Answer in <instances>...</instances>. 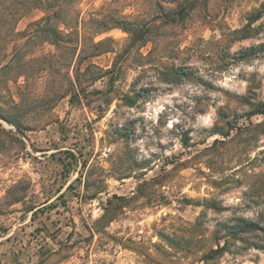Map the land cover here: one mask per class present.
Returning <instances> with one entry per match:
<instances>
[{
  "label": "rangeland",
  "instance_id": "obj_1",
  "mask_svg": "<svg viewBox=\"0 0 264 264\" xmlns=\"http://www.w3.org/2000/svg\"><path fill=\"white\" fill-rule=\"evenodd\" d=\"M67 7L0 22V264H264V0Z\"/></svg>",
  "mask_w": 264,
  "mask_h": 264
},
{
  "label": "trees",
  "instance_id": "obj_2",
  "mask_svg": "<svg viewBox=\"0 0 264 264\" xmlns=\"http://www.w3.org/2000/svg\"><path fill=\"white\" fill-rule=\"evenodd\" d=\"M4 1V0H0ZM76 0H20L19 5L17 6L14 2L10 6L0 7V22L4 23L5 20L13 21V23L21 16L29 15L33 11H40L42 15L31 21L28 27L24 30V33L29 35H38L42 37L46 42L57 46L58 42H63L64 36L66 33L59 29L57 23H66L67 17L69 15V6L73 4ZM58 40V42H57ZM96 45L97 43H93ZM21 56H18V67L21 68L22 64ZM19 68V69H20ZM96 77V76H95ZM76 95V93H74ZM264 115V110H260ZM0 117L5 119L7 122H10L9 118L0 112ZM250 225V224H249Z\"/></svg>",
  "mask_w": 264,
  "mask_h": 264
}]
</instances>
